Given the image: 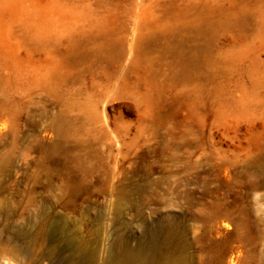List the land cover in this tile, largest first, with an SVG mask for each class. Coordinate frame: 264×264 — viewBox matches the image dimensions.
<instances>
[{
	"label": "rangeland",
	"instance_id": "374dc122",
	"mask_svg": "<svg viewBox=\"0 0 264 264\" xmlns=\"http://www.w3.org/2000/svg\"><path fill=\"white\" fill-rule=\"evenodd\" d=\"M165 220L264 264V0H0V264Z\"/></svg>",
	"mask_w": 264,
	"mask_h": 264
},
{
	"label": "bare ground",
	"instance_id": "6f19581e",
	"mask_svg": "<svg viewBox=\"0 0 264 264\" xmlns=\"http://www.w3.org/2000/svg\"><path fill=\"white\" fill-rule=\"evenodd\" d=\"M44 219L42 216L41 220ZM155 228L152 227L141 232L142 234L140 233V237L136 238L134 245L129 244L128 238L117 233L114 239L105 240L106 242L103 243L99 251L79 240L67 260L64 263L60 262L63 264H188V245L177 224L171 220H165L159 222ZM49 233L44 234L45 240L49 242L45 248L46 252L34 257L32 253H25L24 258L29 259L31 264L37 263V259L52 264L49 256L54 250V241L50 238ZM40 236H42L40 232L30 233L27 238L32 245L37 242ZM21 252V248L16 249L18 255ZM16 255L11 253L10 257L16 258Z\"/></svg>",
	"mask_w": 264,
	"mask_h": 264
}]
</instances>
